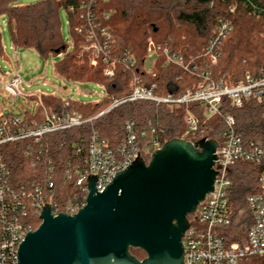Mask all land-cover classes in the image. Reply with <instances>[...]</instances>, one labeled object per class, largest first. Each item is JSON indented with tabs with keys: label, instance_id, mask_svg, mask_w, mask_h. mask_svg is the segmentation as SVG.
<instances>
[{
	"label": "trees",
	"instance_id": "obj_1",
	"mask_svg": "<svg viewBox=\"0 0 264 264\" xmlns=\"http://www.w3.org/2000/svg\"><path fill=\"white\" fill-rule=\"evenodd\" d=\"M230 7L234 10L231 11ZM61 9H65L69 17L70 45L66 44L62 34ZM88 10L93 17L91 25L85 17ZM219 17L229 18L233 28L223 41L222 56L214 75L228 83H237L248 72L259 75L264 67V0H36L29 4H20L19 0H0V56L5 50L4 25L15 48H33L43 56L61 55L62 58L55 63L60 77L68 81L96 82L107 93L96 103L42 94L44 107L50 111L69 110L93 118L110 105L113 97L128 94L135 76L146 86L156 85L154 92L160 95L167 94L172 87L176 94L195 87L198 78L176 64H166L162 51L158 52L151 72L146 69L149 40L182 54L186 62L198 63ZM101 29L111 36L110 58L116 60L111 77L103 72L107 63L98 58L93 64V52L85 48L91 30L100 36ZM130 55L134 56L133 63L128 58ZM191 109L202 121L201 109L197 105H191ZM228 112L236 118L237 130L244 137L264 140L263 109L259 104L248 101L242 108H232ZM27 113L30 118L40 120L43 117L41 106L34 114ZM127 121L133 122L139 130L142 145L147 144L151 136L150 132L145 139L140 135L141 131H146L149 122L156 127L161 145L173 137L189 139L205 135L203 127L213 133L207 136L216 137L224 127L222 119L216 118L211 124L202 121L195 135H186L182 107L166 103L156 105L144 100L128 102L81 127L48 135L42 147L28 141L4 144L3 156L13 184L32 183L45 187L48 176H51L54 183L52 201L60 210L67 211L75 202H84L85 193L67 179V172L80 162L77 147L85 149L93 131L116 146L125 137ZM30 143V150L26 153ZM262 169L263 166L244 161H236L231 166L232 221L223 233L228 243L242 242L247 235L252 217L246 197L258 189ZM40 223L36 217L34 228L37 229ZM235 228L241 233L231 235Z\"/></svg>",
	"mask_w": 264,
	"mask_h": 264
},
{
	"label": "built area",
	"instance_id": "obj_2",
	"mask_svg": "<svg viewBox=\"0 0 264 264\" xmlns=\"http://www.w3.org/2000/svg\"><path fill=\"white\" fill-rule=\"evenodd\" d=\"M230 9L233 11L234 7ZM85 17L91 25L93 17L89 10ZM232 28V21L229 18H218L216 29L209 37L198 63L193 60L186 62L182 54L149 40L148 54L150 52L155 54L153 63L158 52L162 51L166 57V64H176L198 78L195 87L179 94L175 93L173 87L165 95L157 94L154 92L156 85L146 86L135 76L130 83L131 91L122 97H113L110 105L93 118H85L81 113L69 110L50 111L44 107L41 96L38 97L39 106L43 109V117L40 120L36 117L30 118L27 111L17 113L0 111V264H18L19 244L28 231L35 230V218L41 215L46 203L51 205L53 215L60 212L74 214L85 205L89 192L88 175H97L95 185L97 190L102 192L116 172L124 170L135 157H138V152L139 156L146 160V157H151L154 150L162 145L156 135V127L151 122L146 131H141L143 139L146 138L147 132L151 134L147 144L143 145L139 138L140 132L131 121L126 122L125 137L116 146L101 138L97 131H93L88 146L85 149L78 146L76 149L80 162L67 172V179L85 193V200L70 205L67 211L60 210L52 201L54 183L51 176H48V185L45 187L32 183L15 186L3 156L2 146L6 143L28 141L42 147L48 135L52 133L81 127L125 103L142 100L155 102L156 105L166 103L182 107L189 133L198 132L202 123L199 116L192 111L191 105H197L203 115L216 116L224 123L223 129L216 137L201 135L189 138L197 140L206 136L217 140L215 154L218 158L215 160V168L218 174L213 191L207 194L197 207V218L189 217L190 226L182 239L184 264H240L246 258L264 259V140L244 137L237 130L236 118L228 112L232 108H242L248 101H254L262 107L264 119V67L261 68L259 75L255 76L248 72L237 83L225 82L214 75V69L222 56L221 46ZM87 40L89 44L85 48L93 52L92 63L96 64L98 58H102L107 63L103 70L104 74L113 76L116 60L110 58V34L101 29L100 36H97L91 30ZM128 58L131 63L135 61L133 55ZM151 68L146 66L149 72ZM0 79V88L3 87L11 96L24 94L21 88L22 79L18 74L1 73ZM3 79L5 82H2ZM103 89L105 96L107 92L104 87ZM31 143L27 145L26 153L29 152ZM236 161L254 163L263 166V169L259 174L258 189L246 197V204L252 217L247 235L242 242L228 243L223 233L232 221L230 173L231 166ZM196 212L193 213L194 216ZM39 219L42 221L40 217ZM260 264H264V261L262 263L261 260Z\"/></svg>",
	"mask_w": 264,
	"mask_h": 264
},
{
	"label": "water",
	"instance_id": "obj_3",
	"mask_svg": "<svg viewBox=\"0 0 264 264\" xmlns=\"http://www.w3.org/2000/svg\"><path fill=\"white\" fill-rule=\"evenodd\" d=\"M216 148L215 138L173 137L148 162L138 152L102 192L97 175H88L86 202L76 213L53 215L43 206L41 224L19 244L18 264H184L189 215L218 174ZM131 247L148 256L138 260Z\"/></svg>",
	"mask_w": 264,
	"mask_h": 264
},
{
	"label": "rangeland",
	"instance_id": "obj_4",
	"mask_svg": "<svg viewBox=\"0 0 264 264\" xmlns=\"http://www.w3.org/2000/svg\"><path fill=\"white\" fill-rule=\"evenodd\" d=\"M36 0H19L20 4H29ZM61 24L62 34L66 44L71 43V31L69 26V17L65 9H61ZM4 31V42L6 48L4 54L0 56V69L5 74H18L22 79L21 88L24 94L18 96H11L4 88H0V111L17 113L18 111H28L34 114L39 107L38 97L48 94L59 95L62 99H72L83 103H96L104 97L103 87L96 82H78L68 81L60 77L55 70V63L58 62L62 56L49 54L47 56L41 55L33 48H16L11 46V41L7 28ZM155 54L150 52L146 59V66L152 67ZM1 82V79H0ZM5 82V79L2 80ZM28 95H33L32 97ZM216 116H209L204 114L203 124H211L214 122ZM203 133L207 135L213 134L210 130H205ZM185 134L195 135L189 133L186 129ZM148 159L150 157H147ZM193 219L194 214L189 215ZM240 234L241 230L234 229L230 232L231 235ZM243 236V235H242ZM264 259H244L240 264H260Z\"/></svg>",
	"mask_w": 264,
	"mask_h": 264
},
{
	"label": "flooded vegetation",
	"instance_id": "obj_5",
	"mask_svg": "<svg viewBox=\"0 0 264 264\" xmlns=\"http://www.w3.org/2000/svg\"><path fill=\"white\" fill-rule=\"evenodd\" d=\"M130 253L140 261H143L148 256L145 251L136 247H131Z\"/></svg>",
	"mask_w": 264,
	"mask_h": 264
},
{
	"label": "crops",
	"instance_id": "obj_6",
	"mask_svg": "<svg viewBox=\"0 0 264 264\" xmlns=\"http://www.w3.org/2000/svg\"><path fill=\"white\" fill-rule=\"evenodd\" d=\"M3 31H5V28L3 29ZM3 40H4V36H3ZM10 41H11V39H10ZM4 46H5V48H6V44H5V42H4ZM11 46H12L14 49H16V48L13 46L12 41H11Z\"/></svg>",
	"mask_w": 264,
	"mask_h": 264
}]
</instances>
